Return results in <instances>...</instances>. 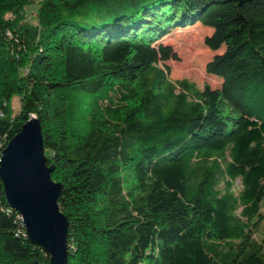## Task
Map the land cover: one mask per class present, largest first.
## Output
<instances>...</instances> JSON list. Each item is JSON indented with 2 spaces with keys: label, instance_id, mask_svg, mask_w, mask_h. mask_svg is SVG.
Wrapping results in <instances>:
<instances>
[{
  "label": "trees",
  "instance_id": "obj_1",
  "mask_svg": "<svg viewBox=\"0 0 264 264\" xmlns=\"http://www.w3.org/2000/svg\"><path fill=\"white\" fill-rule=\"evenodd\" d=\"M34 1L0 0V158L37 119L67 264H264V0ZM210 9L207 98L160 40ZM48 263L0 182V264Z\"/></svg>",
  "mask_w": 264,
  "mask_h": 264
},
{
  "label": "water",
  "instance_id": "obj_2",
  "mask_svg": "<svg viewBox=\"0 0 264 264\" xmlns=\"http://www.w3.org/2000/svg\"><path fill=\"white\" fill-rule=\"evenodd\" d=\"M53 171L40 123L30 119L1 154L0 182L8 207L22 218L28 242L49 257L48 264H67L68 221L58 206L62 186L52 180Z\"/></svg>",
  "mask_w": 264,
  "mask_h": 264
},
{
  "label": "rangeland",
  "instance_id": "obj_3",
  "mask_svg": "<svg viewBox=\"0 0 264 264\" xmlns=\"http://www.w3.org/2000/svg\"><path fill=\"white\" fill-rule=\"evenodd\" d=\"M39 1L35 0L32 5L24 9L25 18L32 24L35 23L34 16ZM221 14L222 10L220 9H210L203 22L187 28L174 29L160 40L163 45L170 46L177 56V60H169L165 63L170 70L169 79L171 81L186 79L207 98L213 97L223 83L222 77L205 72V65L212 57L227 49L225 44H221L218 49L214 48L216 44H219V36L223 31H216L213 22ZM19 107V100L14 97L11 101L12 114L18 113ZM239 189L240 187L236 185V191ZM256 238L264 239V228L262 235H258Z\"/></svg>",
  "mask_w": 264,
  "mask_h": 264
},
{
  "label": "bare ground",
  "instance_id": "obj_4",
  "mask_svg": "<svg viewBox=\"0 0 264 264\" xmlns=\"http://www.w3.org/2000/svg\"><path fill=\"white\" fill-rule=\"evenodd\" d=\"M13 212V211H12ZM20 217V216H19ZM20 219H21V222H22V218L20 217Z\"/></svg>",
  "mask_w": 264,
  "mask_h": 264
},
{
  "label": "built area",
  "instance_id": "obj_5",
  "mask_svg": "<svg viewBox=\"0 0 264 264\" xmlns=\"http://www.w3.org/2000/svg\"><path fill=\"white\" fill-rule=\"evenodd\" d=\"M18 217H19V215H18ZM23 226V225H22Z\"/></svg>",
  "mask_w": 264,
  "mask_h": 264
}]
</instances>
